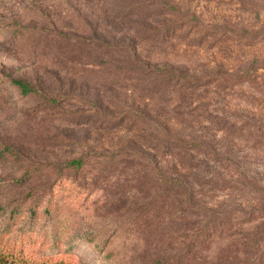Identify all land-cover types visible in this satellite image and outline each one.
Returning a JSON list of instances; mask_svg holds the SVG:
<instances>
[{"label":"rangeland","instance_id":"374dc122","mask_svg":"<svg viewBox=\"0 0 264 264\" xmlns=\"http://www.w3.org/2000/svg\"><path fill=\"white\" fill-rule=\"evenodd\" d=\"M0 206L13 264H264V0H0Z\"/></svg>","mask_w":264,"mask_h":264},{"label":"trees","instance_id":"16d2710c","mask_svg":"<svg viewBox=\"0 0 264 264\" xmlns=\"http://www.w3.org/2000/svg\"><path fill=\"white\" fill-rule=\"evenodd\" d=\"M259 62L260 61H253L248 66V68L243 70V71L233 73V72H226V71L220 70V72L225 73L230 77H234V75L245 76V77L251 76L252 77L255 74V72H259L258 71L259 68L256 67V65ZM156 73H158L162 76H166V77L170 78L171 80L187 83L188 86H193V87L200 86L205 82L202 78H199V77H191V76H187V75H177L171 69H168V68L156 70ZM227 80L229 81V77H227ZM11 84L16 85L23 96H28L31 94L39 93L37 88L32 87L29 84H26L20 80H12ZM49 102L56 104L57 100L50 99ZM166 135H167V138H169V140L165 141V142L166 143L169 142L174 147H176V145H185L186 147H191V148L192 147L193 148H196V147L205 148V146L202 143L191 142V141L185 142V141H181L180 139H176L175 137H172L171 135H168V134H166ZM126 154H130V153L126 152ZM130 156H131V154H130ZM149 163L151 165L150 168L153 171L152 173H154L155 178L158 181V183H156V185H157V188H159L158 190L160 192L159 196H160V204H161L160 209H161V211L167 205H170L173 202H175L176 197H177L180 189H183L185 191V193L187 194V200L189 201L190 204L191 203L193 204V200L191 199L190 192L188 191L185 184L180 180V178L177 175L168 174L164 170L154 166L150 160H149ZM82 164L83 163L81 160H73L72 162L67 163V166L81 167ZM155 198L149 202L150 205L145 212H151L153 209L156 208ZM4 210H5V206L4 207L0 206V212H2ZM15 212L16 211L13 209L11 211V214L15 213ZM138 218L141 219V215ZM13 263H14L13 261H10L9 255L4 254V253H0V264H13Z\"/></svg>","mask_w":264,"mask_h":264}]
</instances>
